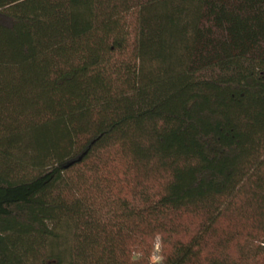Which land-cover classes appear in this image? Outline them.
Wrapping results in <instances>:
<instances>
[{"label": "trees", "instance_id": "obj_1", "mask_svg": "<svg viewBox=\"0 0 264 264\" xmlns=\"http://www.w3.org/2000/svg\"><path fill=\"white\" fill-rule=\"evenodd\" d=\"M63 261L264 264V0H0V264Z\"/></svg>", "mask_w": 264, "mask_h": 264}, {"label": "rangeland", "instance_id": "obj_2", "mask_svg": "<svg viewBox=\"0 0 264 264\" xmlns=\"http://www.w3.org/2000/svg\"><path fill=\"white\" fill-rule=\"evenodd\" d=\"M58 235H61L60 238L57 239V249L60 250V251H63V248L66 246L67 244V234L66 232L64 231V229H62L61 231H58ZM156 249V248H155ZM156 251H154V256L152 258V261H158V258L156 256ZM67 262L63 261V264H66Z\"/></svg>", "mask_w": 264, "mask_h": 264}]
</instances>
